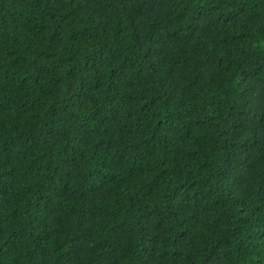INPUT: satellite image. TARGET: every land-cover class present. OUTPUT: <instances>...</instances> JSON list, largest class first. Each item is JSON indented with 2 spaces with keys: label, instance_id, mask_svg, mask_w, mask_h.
Wrapping results in <instances>:
<instances>
[{
  "label": "trees",
  "instance_id": "1",
  "mask_svg": "<svg viewBox=\"0 0 264 264\" xmlns=\"http://www.w3.org/2000/svg\"><path fill=\"white\" fill-rule=\"evenodd\" d=\"M0 264H264V0H0Z\"/></svg>",
  "mask_w": 264,
  "mask_h": 264
}]
</instances>
